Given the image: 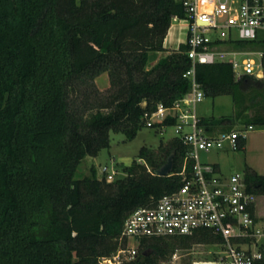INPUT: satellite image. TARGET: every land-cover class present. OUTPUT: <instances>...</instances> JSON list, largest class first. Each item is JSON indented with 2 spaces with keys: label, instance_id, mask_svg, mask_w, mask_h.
Listing matches in <instances>:
<instances>
[{
  "label": "trees",
  "instance_id": "1",
  "mask_svg": "<svg viewBox=\"0 0 264 264\" xmlns=\"http://www.w3.org/2000/svg\"><path fill=\"white\" fill-rule=\"evenodd\" d=\"M184 15L180 0H0V264H97L118 248L131 210L180 186L185 146L175 137L142 147L111 182L94 168L75 173L109 146L110 132L132 138L146 112L188 91L187 46L163 47L172 17ZM103 73L104 92L94 85ZM195 77L204 97L233 103L230 115L201 118L210 131L264 126V81L234 80L225 63L197 64ZM170 153L172 171L155 175ZM243 178L248 192L264 195V175L245 167ZM214 240L208 231L143 239L136 258L120 264H159Z\"/></svg>",
  "mask_w": 264,
  "mask_h": 264
},
{
  "label": "built area",
  "instance_id": "2",
  "mask_svg": "<svg viewBox=\"0 0 264 264\" xmlns=\"http://www.w3.org/2000/svg\"><path fill=\"white\" fill-rule=\"evenodd\" d=\"M180 1L185 15L181 19L173 16L172 22L186 24L183 44L190 66L183 77L189 88L170 106L157 104L143 120L145 126L160 130L167 126L163 124L166 119L172 120L174 137L185 146L178 173L181 184L153 204L131 210L122 223L118 248L99 257L97 264L134 260L143 239L192 236L199 231H208L215 240L192 245L202 249L190 264H264V217L255 213L256 195L246 190L243 173L223 176L215 164L201 158L213 150H240V142L252 126L210 131L196 110L204 92L195 77L197 64L225 63L231 66L234 80L250 76L264 81L263 52L253 45L257 31L264 30V0ZM102 171L106 182L121 174ZM178 251L171 255L172 260L178 258Z\"/></svg>",
  "mask_w": 264,
  "mask_h": 264
},
{
  "label": "rangeland",
  "instance_id": "3",
  "mask_svg": "<svg viewBox=\"0 0 264 264\" xmlns=\"http://www.w3.org/2000/svg\"><path fill=\"white\" fill-rule=\"evenodd\" d=\"M256 45L258 49H264V30L260 29L256 34ZM166 55L164 52H156L150 54V59L147 63V68L151 67L157 60ZM95 87L104 92L109 87L108 76L103 73L95 78ZM197 113L203 117H220L230 115L234 108L231 97L228 95H220L215 98L204 97L203 100L197 104ZM260 112V108H251L247 110L248 115H253ZM237 127V126H236ZM232 129H235L232 128ZM264 130V126L253 125L250 130V134H255ZM174 137V129L172 125H167L163 130L157 127H147L142 125L135 133V135L128 139L124 134L117 132H110L109 134V146L101 149L96 156H85L79 164L75 178H82L89 175L90 169L94 168L96 171L97 178L104 176L103 169L107 171L115 170L121 174H116L115 177H121L122 168L130 165L134 160L138 161L139 150L145 147L150 150H156L159 145L165 144L171 138ZM261 142V141H260ZM254 147V146H253ZM252 147L249 150V155L256 153L258 156L262 153H258ZM244 151H230V152H215L214 150L207 153L201 154L202 160L209 162H219L223 171L226 174L234 172L243 173L245 169L244 162ZM259 203L263 204L264 199H259ZM202 247L191 246L189 249H180L177 253L179 254L176 260H170L166 262H160L159 264H190L195 258H198L199 254L197 251L201 250Z\"/></svg>",
  "mask_w": 264,
  "mask_h": 264
},
{
  "label": "crops",
  "instance_id": "4",
  "mask_svg": "<svg viewBox=\"0 0 264 264\" xmlns=\"http://www.w3.org/2000/svg\"><path fill=\"white\" fill-rule=\"evenodd\" d=\"M186 37V24L183 20L171 22L167 33L163 39V47L166 51L175 50L178 48L179 44H183ZM166 51H163L165 54ZM251 130V129H250ZM250 130L246 133L244 139V145L240 151H244V164L246 167L250 168L259 175H264V130L257 132L255 134H250ZM261 141V142H260ZM254 146V147H253ZM256 149L255 151L260 154L258 156L253 153L251 156L248 154L250 148ZM227 153V152H226ZM216 165L218 171L223 175L227 176L226 172L223 171L221 164L219 162H211ZM229 175V174H228ZM259 199H264V195H257L255 200V213L259 217H264V203L260 204Z\"/></svg>",
  "mask_w": 264,
  "mask_h": 264
},
{
  "label": "water",
  "instance_id": "5",
  "mask_svg": "<svg viewBox=\"0 0 264 264\" xmlns=\"http://www.w3.org/2000/svg\"><path fill=\"white\" fill-rule=\"evenodd\" d=\"M173 158L174 153H170L166 158L165 162L154 170V174L158 176L168 175L173 169Z\"/></svg>",
  "mask_w": 264,
  "mask_h": 264
}]
</instances>
